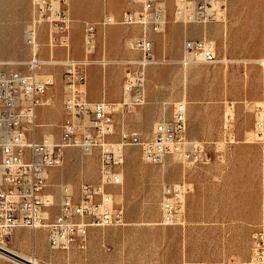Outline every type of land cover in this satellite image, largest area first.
Instances as JSON below:
<instances>
[{
	"label": "built area",
	"instance_id": "obj_1",
	"mask_svg": "<svg viewBox=\"0 0 264 264\" xmlns=\"http://www.w3.org/2000/svg\"><path fill=\"white\" fill-rule=\"evenodd\" d=\"M32 3V14L23 29L24 42L30 49L23 61L25 69L4 68L0 64V246L16 229L43 227L50 248L84 249L90 227L125 224L123 200L118 198L115 188L123 184L121 167L127 146L140 145L142 160L151 164H163L170 157L189 167L207 163L212 156L205 142L187 135V101L183 97L173 103L169 117L155 122L148 138L125 128L113 138L118 130L116 114L144 102V68L155 62L151 53L153 44L146 31L163 29L166 18L161 1L143 0L138 11L125 10L119 16L105 15L98 23L86 22L81 57L69 54L68 0H32ZM223 6L224 0H173L174 15L183 23L213 20ZM115 23L142 25V34L128 39L129 46L139 50L141 57L123 61L125 73L118 100H90L86 67L94 62L91 54L97 25ZM42 28L47 30L49 47L66 49L62 58L54 53L47 57L62 66L63 118L56 139L36 135L39 107L47 103L54 76L53 72L39 71L45 61L39 51ZM226 60L229 59L218 56L214 43L203 36L183 39L177 61L186 66ZM244 103L254 115V132L261 134L264 88L257 101ZM228 115L227 126L231 121ZM67 147H77L85 153L97 148L100 177L97 182H81L75 189L61 181L59 200L51 213L55 204L46 192V182L50 169L63 163ZM188 190L183 182L162 185L161 224L182 222V202ZM261 193V221L251 233V253L243 264H264V185Z\"/></svg>",
	"mask_w": 264,
	"mask_h": 264
},
{
	"label": "rangeland",
	"instance_id": "obj_2",
	"mask_svg": "<svg viewBox=\"0 0 264 264\" xmlns=\"http://www.w3.org/2000/svg\"><path fill=\"white\" fill-rule=\"evenodd\" d=\"M142 1L68 0L71 17L69 54L74 57L83 55L86 22L98 23L105 15L119 16L125 10L138 11L142 7ZM157 1H161L165 7L166 22L159 32L151 29L146 31V36L153 44L151 53L155 62L144 68V102L116 114L118 130L113 138L118 137L121 128L136 131L143 138H148L155 122L171 115L173 103L183 97L182 93L185 89L188 105H201L208 124L214 127L218 123V126L220 128L222 126L227 134L229 126L226 120L230 114L229 123L233 121L236 130L246 132L245 135L255 136L261 141L262 147L256 148L249 159L261 169L262 189L264 185V129L261 134L254 132L252 129L253 113L244 102L257 101L264 88V64L256 62L264 59V46H262L264 43V0H224V20L213 19L206 24L204 22L183 23L174 15L173 0ZM32 9V0H0V64L4 68L25 69L23 61L28 58L30 49L24 42L23 29L30 19ZM97 28L91 54L94 62L86 67L88 98L93 92H103L100 83L104 85L106 82V91L110 92L118 83L122 87L125 73L123 61L137 60L141 57L139 50L132 49L126 43L128 39L142 34V25L98 24ZM203 36L214 43L218 56L229 60L215 63L196 62L186 66L180 64L177 60L181 54L183 39ZM47 42V30L42 28L39 34V51L45 61L39 71L53 72L54 76L53 83L47 92L50 103L39 107L36 135L41 137L51 134L56 139L59 136L60 123L63 118L62 66L57 61H49L47 57L54 53L55 57L62 58L66 49L52 47L51 52ZM238 43L251 45L247 47L250 53H240ZM103 59L106 60L104 64H102ZM148 94L155 99L159 96L161 98L157 99L156 103H152L148 101ZM231 136V134L228 135L229 138H232ZM208 153H210L209 150ZM213 158L212 156L209 162ZM237 158H242L240 153ZM121 168L123 184L116 187L115 191L119 194L118 198L123 200V207L125 208V193L134 191L139 195L143 194V198L131 208L140 206L148 215L156 216L159 213L157 193L162 183L176 182L177 180L174 181V179L178 177L184 178L188 167L182 166L170 157L163 164L147 163L142 160L140 145H129L124 151V162ZM172 176L175 178L171 180ZM99 177L97 148L90 154H83L77 147L65 148L63 163L50 169L46 182V192L54 195L55 205L51 213L55 210L59 200L58 185L61 181L75 189L79 183L97 182ZM54 190L57 193H54ZM210 234L211 232L202 229L196 231L195 242L192 248L185 249L184 260L206 262L204 260L216 258L214 254L216 249L212 247L218 245V241L215 240L214 245H211ZM4 245L6 249L26 258L36 257L41 264H68L65 255H59V253L64 254L66 250L49 247L43 227L16 229L5 240ZM187 253L190 258H187ZM238 258L241 260L239 264L246 261L243 260L245 258ZM0 264L22 263L0 252Z\"/></svg>",
	"mask_w": 264,
	"mask_h": 264
},
{
	"label": "crops",
	"instance_id": "obj_3",
	"mask_svg": "<svg viewBox=\"0 0 264 264\" xmlns=\"http://www.w3.org/2000/svg\"><path fill=\"white\" fill-rule=\"evenodd\" d=\"M237 46L240 53H250L247 47L251 45L238 43ZM100 84L103 92H93L89 99H119L121 84L114 85L111 92L106 91V82ZM182 94L187 101L185 89ZM157 99L148 94V101L156 103ZM232 125L233 121L225 134L218 123L214 127L208 124L201 105L187 102V135L205 142L214 158L207 164L189 166L184 178L171 177L189 188L182 202L181 223H160L161 187L174 182L162 183L157 193L159 213L156 216L148 215L140 206L131 208L140 202L143 194L129 191L124 197L125 224L90 227L84 249L72 247L59 255H65L68 264H182L184 261L239 264L238 257L247 260L251 253V233L259 227L262 215V172L249 157L262 146L258 138L245 135L246 132ZM230 134L232 138L228 137ZM239 153L240 159L237 158ZM201 229L211 232V245L218 241V245L212 247L217 257L204 260L206 262L184 260L185 249L192 248L196 231ZM50 255L53 257L52 253Z\"/></svg>",
	"mask_w": 264,
	"mask_h": 264
},
{
	"label": "bare ground",
	"instance_id": "obj_4",
	"mask_svg": "<svg viewBox=\"0 0 264 264\" xmlns=\"http://www.w3.org/2000/svg\"><path fill=\"white\" fill-rule=\"evenodd\" d=\"M221 12L219 13V15H217L216 17H215V19L214 20H219V21H223L224 20V14H223V11H224V8H222L221 10H220ZM210 21H213V20H206L204 23H207V22H210ZM127 45H129V43H128V41H127V43H126ZM48 45H49V43H48ZM51 48V52H52V47H50ZM68 49H69V46H68ZM47 62H49V61H47ZM256 62H259V63H262V64H264V60H262V59H259V60H257ZM104 63H106V60H104L103 59V61H102V64H104ZM50 103V99L48 98V100H47V103H45V104H49ZM45 104H43V105H45ZM42 106V105H41ZM44 137H47V138H53V136L51 135V134H48V135H43ZM82 152V151H81ZM92 152V150L91 151H89V152H82L83 154H90ZM98 152H99V150H98ZM49 198L50 199H54V196H53V194H51V193H49ZM15 232V231H14ZM5 242H3L2 244H1V247H3V248H7L5 245ZM1 252V251H0ZM3 252H1V254H2ZM5 254V253H4ZM28 259H30V260H32L33 262H36V263H39V264H41L39 261H38V259L36 258V257H28ZM19 261V260H18ZM20 263H22V264H25L24 262H21L20 261Z\"/></svg>",
	"mask_w": 264,
	"mask_h": 264
},
{
	"label": "water",
	"instance_id": "obj_5",
	"mask_svg": "<svg viewBox=\"0 0 264 264\" xmlns=\"http://www.w3.org/2000/svg\"><path fill=\"white\" fill-rule=\"evenodd\" d=\"M0 251L5 253L6 255L16 259V260H19L21 262H24L25 264H39V263H36V262H33L32 260L18 254V253H15L9 249H6V248H3L0 246Z\"/></svg>",
	"mask_w": 264,
	"mask_h": 264
}]
</instances>
